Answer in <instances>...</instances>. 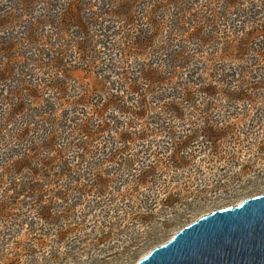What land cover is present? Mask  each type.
Instances as JSON below:
<instances>
[{
  "label": "rangeland",
  "instance_id": "374dc122",
  "mask_svg": "<svg viewBox=\"0 0 264 264\" xmlns=\"http://www.w3.org/2000/svg\"><path fill=\"white\" fill-rule=\"evenodd\" d=\"M16 1L0 0V19L5 18L0 47L8 48L0 52V98L21 80L37 87L38 96L26 95L27 113L0 130V264H136L203 214L264 193V53L255 50L264 44V0H31L28 15ZM7 53L22 75L14 84L2 68L10 61ZM80 53H92L96 63L89 65ZM61 57L64 71L55 73L52 61ZM62 74L69 77V93L98 87L102 79L111 93L124 96L127 107L144 99L149 110L138 119L114 109L110 116L122 131L132 124L133 132L148 133L131 142L130 153L139 161L135 170L120 171L122 178L118 165L105 159L109 148L86 157L87 178L102 170L112 180L108 194L97 198L102 206L86 200L76 215L42 217L29 204L31 196L15 194L6 168L19 153H31L34 144L13 136L14 141L18 128L26 127L28 139L38 140L49 129L48 120L57 123L58 115H71L70 108H57L58 94L45 84ZM145 74L157 81L153 92L129 93L124 79L142 81ZM255 83L254 99L238 101L220 93ZM206 88L215 100L210 109ZM186 89L198 101L185 99ZM168 103L174 112L164 111ZM53 108L57 115L40 117L42 133L33 113ZM8 111L2 100L0 119ZM184 140L175 149L174 143ZM66 150L58 160L69 157L75 167L84 161ZM153 166L149 181H134L144 167Z\"/></svg>",
  "mask_w": 264,
  "mask_h": 264
},
{
  "label": "trees",
  "instance_id": "16d2710c",
  "mask_svg": "<svg viewBox=\"0 0 264 264\" xmlns=\"http://www.w3.org/2000/svg\"><path fill=\"white\" fill-rule=\"evenodd\" d=\"M43 1L49 3L51 0ZM16 2L23 6L24 15L30 14L26 13V10L28 9L31 0H17ZM0 20H5V18H1ZM70 23L71 22H68V24ZM29 35L33 37L34 32L30 30ZM257 47L258 48L255 50L258 53H264V44H258ZM6 49L8 48L1 46L0 52H4ZM81 50H86V48L81 46ZM80 54H82L83 58L90 60L88 61L89 65L92 66L96 63L97 57L92 53ZM4 56L10 61L3 64L2 68L7 71L9 80L14 84V82L22 75L19 74L18 67L12 65L15 60L11 59L13 54L7 53ZM52 63L51 68L55 73L58 71H64H62V66L64 68L62 57L53 60ZM61 76L52 75L49 77L51 79L48 81L46 80L45 84L47 87L55 89L58 94L55 97V105L57 108H70L71 115L69 114L64 119L62 115H58L59 121L57 123L48 120L49 129L46 128L44 135L38 140L32 138L30 140L28 139L26 127L18 128L11 137L13 138V136H15L16 141H19L20 139L30 141L31 144L34 143V146L32 145L29 147L31 153H19L18 156H20V158L13 160L9 167L6 168L13 178H11V182L15 185V187H13L15 194L19 195L27 193L31 196L34 201L29 202V204L34 208L33 210L36 214L41 215L42 217H47L48 215H76L75 212H79L86 200L92 202L93 206H102L100 203H103V201L97 198H101L108 194V184L112 180H110V176L103 175L102 172L105 171L102 170L98 171L94 178H87L86 169L83 168L89 165L86 162V157L99 150L109 148V152L105 154V159L118 165L115 169L118 171L117 175L122 178L123 175L121 172L125 170H135V164L139 161L136 154H132V156L130 153L132 148L131 142L135 140L134 138H143L144 133H148L147 129L133 132L132 129H130L132 124L126 126L124 128L125 130L122 131V125L118 126L114 117L110 116V111L114 109L121 113L131 114L138 119L145 114L143 112L149 110L147 102L144 99H141L138 105L127 107L129 103L123 98L124 96L111 93V91L105 87V82L102 79L99 80L100 83L98 87H79L77 93H69L68 91L70 88L67 86L70 83L69 77L67 78L63 74ZM129 79L131 78L129 77ZM124 80L128 86L129 93H140L141 96L147 95L148 92H153L154 89L152 88V85L154 87L157 82L153 77L149 76V74H145L142 78V81L144 80L145 82L136 79L128 80V78H125ZM145 83L146 85L149 84L148 87H142L140 85ZM28 84L29 83L21 80L20 85L13 87L17 89H11L9 94L3 95V99L0 98V102L3 100V102H8L9 105L8 113L0 119V130L4 129L9 122L13 121L15 116H20L21 113H27V107L29 105L31 106V103L28 102V97L26 95L31 96L30 99L38 96V88L35 86L27 87ZM257 86L258 83H255L252 86L247 84L234 86L233 88L230 86L228 88L225 87L220 89V93L238 101L241 99L243 100V98L254 99L256 96L253 93V89ZM209 88L202 90V92L206 94L204 100L208 104L206 106L208 109H210L211 104L215 102L213 98L207 97ZM142 90H146L147 92L142 93ZM186 91L187 93H184L185 99L189 96V102L198 101V99L190 93L189 89H186ZM215 94L214 90L210 93V97L215 96ZM83 107H86L89 110L85 111ZM165 109L166 112H174V107L169 103L165 106L164 111ZM41 112L42 110L34 112L31 120L37 118L36 123L38 122L39 127H36V129L43 133V129L40 128V117L43 115H57V110L53 108L44 110L43 114H41ZM203 114L205 115L207 113ZM175 116L181 117L182 115ZM205 116L208 117L207 115ZM161 119L163 118H160V120ZM45 123H47V120H45ZM110 133H114L115 137H110ZM172 135L175 136L173 133ZM99 139L102 140V143L100 147H97L95 142ZM186 142L187 140L175 142V149H180V147H183ZM15 148L16 146L10 144L12 154H17ZM66 149L70 150L71 153L75 152V155L72 156L76 157V159L84 161L78 162L76 165L77 167H75L69 157L58 160L61 155L65 156L67 154ZM116 158H119V160H116ZM96 168L95 164L92 169ZM154 172L155 166L150 168L144 167L142 173L134 176V181L139 184L145 183L149 181ZM63 181H65L64 184H62ZM52 185V189H44V186ZM63 187V191L57 189L59 188L61 190ZM90 196L95 197L96 201L91 199ZM14 204H16V202H14ZM89 207H91V204ZM2 210L3 212H6L7 215L10 212L6 206L2 207Z\"/></svg>",
  "mask_w": 264,
  "mask_h": 264
},
{
  "label": "water",
  "instance_id": "95a60500",
  "mask_svg": "<svg viewBox=\"0 0 264 264\" xmlns=\"http://www.w3.org/2000/svg\"><path fill=\"white\" fill-rule=\"evenodd\" d=\"M136 264H264V193L203 214Z\"/></svg>",
  "mask_w": 264,
  "mask_h": 264
},
{
  "label": "bare ground",
  "instance_id": "6f19581e",
  "mask_svg": "<svg viewBox=\"0 0 264 264\" xmlns=\"http://www.w3.org/2000/svg\"><path fill=\"white\" fill-rule=\"evenodd\" d=\"M154 248V247H153Z\"/></svg>",
  "mask_w": 264,
  "mask_h": 264
}]
</instances>
